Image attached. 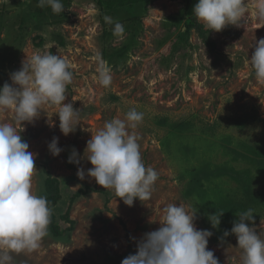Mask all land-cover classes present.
<instances>
[{
    "label": "rangeland",
    "instance_id": "obj_1",
    "mask_svg": "<svg viewBox=\"0 0 264 264\" xmlns=\"http://www.w3.org/2000/svg\"><path fill=\"white\" fill-rule=\"evenodd\" d=\"M197 2L150 0L137 9L110 11L93 0H61L60 14L37 7L38 0L0 3V87L12 83L11 73L26 56L51 52L68 61L73 80L64 103L80 111L67 136L59 129L58 106H44L33 122L16 125L34 154L33 192L49 197L48 173L59 181L61 200L53 213L62 235L55 237L48 227L40 247L14 253L13 264H121L146 233L159 229L169 203L197 209L195 227L213 233L208 248L219 264H241L231 234L236 213L252 209L253 221L245 223L264 233V83L248 63L264 37V22L255 15L256 0H245L248 10L239 27H203L207 45L193 15ZM105 16L124 26L122 37L113 35L114 24ZM97 55L112 69L108 88L98 83ZM131 109L144 114L129 131L139 136L142 160L158 180L150 200L129 207L87 176L92 165L85 149L106 121L123 120ZM13 122L11 110L0 112V123ZM54 137L59 156L48 149ZM73 149L78 164L68 163ZM80 168L83 180L77 177ZM202 168L209 171L202 174ZM228 192L236 197L227 213L232 216L214 229L208 216L222 213L216 204Z\"/></svg>",
    "mask_w": 264,
    "mask_h": 264
},
{
    "label": "clouds",
    "instance_id": "obj_2",
    "mask_svg": "<svg viewBox=\"0 0 264 264\" xmlns=\"http://www.w3.org/2000/svg\"><path fill=\"white\" fill-rule=\"evenodd\" d=\"M3 0H0L2 3ZM50 7L52 12L64 11L61 0H38L37 7ZM255 15L264 22V0H256ZM245 0H198L193 15L210 31L221 32L229 25L240 26L247 13ZM104 20L114 24L113 35L122 37L124 26L111 17ZM98 83L108 88L112 84V69L97 55ZM255 79L264 83V37L255 42V50L248 60ZM11 84L0 87V112L11 110L13 123H0V264H13V254L32 253L49 235L52 209L46 196L33 192L35 169L34 154L22 139L16 125L31 123L39 117L44 106H58L59 129L65 136L74 132L80 111L72 103H64L66 90L73 80L66 59L51 52L34 53L22 61L21 68L11 73ZM144 114L129 110L125 118L106 121L90 140L85 153L92 167L87 176L131 207L134 200H150L158 180L157 171L145 166L138 143L139 136L129 129H136ZM53 156H59L58 138L48 145ZM73 149L68 163H79ZM80 180L85 171H77ZM158 230L146 233L138 242L137 251L124 258L121 264H219L214 252L208 248L209 230L195 227L196 210L185 205L169 203L162 208ZM211 214L208 220L212 228H218L221 216ZM231 234L237 238L241 250V264H264V233L257 235L254 227L245 221H253V210L236 213ZM230 233L224 232L227 237Z\"/></svg>",
    "mask_w": 264,
    "mask_h": 264
},
{
    "label": "trees",
    "instance_id": "obj_3",
    "mask_svg": "<svg viewBox=\"0 0 264 264\" xmlns=\"http://www.w3.org/2000/svg\"><path fill=\"white\" fill-rule=\"evenodd\" d=\"M93 1L97 2L100 6L105 5L106 9H108L110 11L115 10L116 8H127V9L130 8L131 10H133V8L137 9V7H140V5L150 2V0H93ZM187 1H188V6H190L192 0H187ZM197 28L199 30V34L204 39V43L207 45H210V42L208 41V36L206 35L207 33L203 30V26L202 25L197 26ZM258 160H257V162H258ZM255 165H257V163ZM260 166H261L260 169H262L260 171V174H262V177L264 179V163ZM201 171L203 174V173L208 172L209 170L207 168H202ZM47 176L48 177L45 181L46 182V189L50 193L49 197H47V201H48L49 207L52 209V216H51V223L49 225V230L55 237H61L62 232L60 231V226L57 224L56 217L53 213V208L61 200L59 181L57 179H55L49 173L47 174ZM208 176H210V177L208 178ZM211 176L212 175H210V174L206 175L207 180H209L211 178ZM218 176H221V175H218ZM200 188H201L200 191L203 193V195L207 196L208 191H206V190L204 191L203 185ZM81 192L82 191L78 192L77 196L81 195ZM228 193L226 194L225 197H223V199L221 198V200H223V203L219 204V202H218L216 204L217 208L215 209V211L218 212L219 214L222 211V213H224V214L221 216V219H226V220H228V218H231V216H232V214H230L229 216L227 214L230 211V207L232 205L235 206V204H236V202H235L236 197L235 196L231 197L230 193L229 194ZM263 196H264V194H263Z\"/></svg>",
    "mask_w": 264,
    "mask_h": 264
}]
</instances>
